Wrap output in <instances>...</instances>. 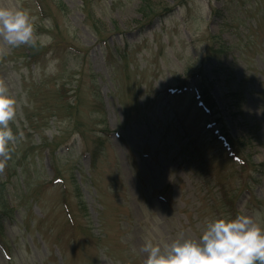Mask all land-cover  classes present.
Returning <instances> with one entry per match:
<instances>
[{
	"label": "rangeland",
	"instance_id": "374dc122",
	"mask_svg": "<svg viewBox=\"0 0 264 264\" xmlns=\"http://www.w3.org/2000/svg\"><path fill=\"white\" fill-rule=\"evenodd\" d=\"M43 4L48 18L0 0L30 12L41 47L0 58L22 133L0 174V264H143L146 239L199 238L237 215L264 226V0Z\"/></svg>",
	"mask_w": 264,
	"mask_h": 264
},
{
	"label": "clouds",
	"instance_id": "9594fccd",
	"mask_svg": "<svg viewBox=\"0 0 264 264\" xmlns=\"http://www.w3.org/2000/svg\"><path fill=\"white\" fill-rule=\"evenodd\" d=\"M37 39L34 17L28 10L0 6V58L11 48L35 46ZM17 115L18 100L0 79V174L22 137L11 126ZM258 215L210 220L199 238L181 235L164 244L146 239L143 264H264V226L257 222Z\"/></svg>",
	"mask_w": 264,
	"mask_h": 264
},
{
	"label": "trees",
	"instance_id": "16d2710c",
	"mask_svg": "<svg viewBox=\"0 0 264 264\" xmlns=\"http://www.w3.org/2000/svg\"><path fill=\"white\" fill-rule=\"evenodd\" d=\"M36 1V3H37V8L39 9V11H40V14H42V16L43 17H45V18H48V17H50V13L47 11V10H45V7H44V4H43V1L44 0H35ZM43 4V5H42ZM83 5L84 6H86V2H84L83 3ZM41 47H39L38 46V44H36L35 46H29V49H30V52L31 53H36V52H38V51H40L41 49H40ZM227 46H226V43H223V44H220V46L219 47H217V48H215V49H213V52H214V54H217V53H219V52H221V51H224V53H226V51H228L227 50ZM73 50H78L77 48H73ZM210 55H211V53H209ZM32 56H33V54H32ZM212 56V55H211ZM41 118V117H40ZM42 119V118H41ZM228 138H229V145H231L230 146V151L232 152L233 150H234V152L235 153H239V148L236 146V144H235V142H234V140L232 139V136H230V135H228ZM99 152H101V151H99ZM102 154V153H101ZM100 154V155H101ZM100 155H98V154H94L93 153V159L94 160H96V158L97 157H100ZM244 167V166H243ZM254 179V178H253ZM255 180V179H254Z\"/></svg>",
	"mask_w": 264,
	"mask_h": 264
}]
</instances>
